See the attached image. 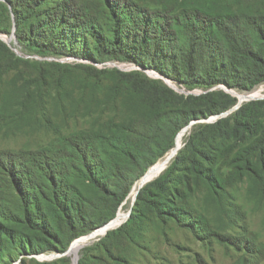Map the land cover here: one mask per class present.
<instances>
[{
    "label": "trees",
    "instance_id": "obj_1",
    "mask_svg": "<svg viewBox=\"0 0 264 264\" xmlns=\"http://www.w3.org/2000/svg\"><path fill=\"white\" fill-rule=\"evenodd\" d=\"M103 1L112 12V26L94 23L78 6L76 12L65 6L32 25L25 36L44 53L70 50L69 54L77 55L72 37L91 35L93 48L85 44L81 52L95 63L130 62L206 93L179 94L137 71H99L111 77L104 99L97 102L98 108L102 104L107 108L89 129L68 138L57 152L35 155L31 161L19 156L11 160L8 155L0 162V264H9L8 259L22 254H64L76 239L110 223L134 186L172 151L185 128L238 104L235 96L211 89L222 85L250 92L264 83V0H180L174 8L156 9L133 0H123L124 6ZM65 27L62 37L54 34ZM0 47L13 57L0 58L1 83L10 72L4 66L7 61L16 69L29 62L16 58L3 44ZM39 75L35 85L41 90L46 79ZM59 87L64 90L62 84ZM12 94L4 93L2 113L14 108ZM73 95L57 94L56 104L71 98V105L79 109L78 97ZM107 111L109 116L103 121ZM230 142L235 151L232 181L247 177L250 194L264 200L262 100L243 104L230 116L194 133L167 170L140 189L130 217L109 231L104 249L112 255L111 236L128 233L148 215L181 223L177 201L182 199L176 187L184 186L190 193L191 178L201 181L221 201L226 183L218 177L215 165L217 159H224L222 153ZM78 264L89 263L82 258Z\"/></svg>",
    "mask_w": 264,
    "mask_h": 264
},
{
    "label": "rangeland",
    "instance_id": "obj_2",
    "mask_svg": "<svg viewBox=\"0 0 264 264\" xmlns=\"http://www.w3.org/2000/svg\"><path fill=\"white\" fill-rule=\"evenodd\" d=\"M35 1L33 3L31 0H0V44L6 46L16 58L29 62L26 65L20 64L17 69L7 60L4 65L10 67V72L0 83V107L3 104V95L7 91L13 92L16 101L10 111L5 113L0 111V162L5 161L8 155L11 160L13 156H19L31 161L35 155H43L50 151L57 152L63 149L68 138L89 129L98 114L107 108L103 107V104L98 108L97 102L104 99L111 77L107 74L99 75V71H137L150 80L160 81L173 90L175 87L178 91H183L175 90L179 94L200 96L206 93L203 88L188 89L154 70H145L130 62L95 63L81 52L85 44L93 48L90 43L94 38L91 35L84 36L80 33L72 37L70 43L77 55L69 54L70 50L44 53L25 34L32 25H36L46 15L51 18L56 11L65 9V6L76 12L78 6L94 23L109 27L112 26L110 21L112 12L103 0H67L66 3L65 0H37L36 3ZM112 1L114 4L121 2V6L127 4L123 0ZM133 1L139 6L156 9L165 5L174 8L180 0ZM22 4H26L29 9L25 10L27 8ZM59 24L61 23L58 22L57 25L60 26ZM64 29L66 27L54 30V34L56 36L60 34L62 37ZM45 30L49 31V29ZM0 50L5 49L0 47ZM6 50L0 52V58H13ZM39 74L46 79V83L42 81L41 90L36 89L35 85V81L40 78ZM61 84L64 90L59 87ZM35 90L36 94L33 97L32 92ZM212 90H222L236 98L239 96L243 104L264 100V83L250 92L229 90L222 85L210 91ZM72 92L75 98L78 97L79 109L71 105V98L56 104L57 94L69 96ZM92 92L95 93L92 95ZM257 98L261 99L252 100ZM108 116L107 111L104 113L103 121ZM221 119L219 115L192 122L191 127L179 134L175 147L181 140L178 151L183 149L194 133H200L204 127L215 124ZM232 147L233 143L230 142L222 153L224 159H217L215 165L218 177L226 183L221 201L211 196L201 181L196 182L195 178H191L190 193L185 191L184 186L176 187L182 199L180 202L177 201L182 209L181 223L148 215L140 225L131 228L128 233L111 236L108 248L112 255L103 245V240L110 237V232L104 236L102 231L90 239H80L82 238L80 237L73 243L80 245L78 258H85L89 264H264V200L250 194L251 182L247 177L241 181L236 179L232 181L235 172L231 167L234 156L232 152H235L231 151ZM172 151L153 169L160 166ZM175 157L176 154L149 182L155 181L162 175ZM140 183L141 181L136 184L137 192L146 185L145 183L142 186ZM136 185L118 211L110 231L127 222V214L135 205L133 200L137 193L133 199L132 195ZM183 202L187 204L183 205ZM120 212L126 216L123 221L116 224ZM73 258L75 259V254L72 252L71 256L48 252L40 255H17V258L8 259V262L9 264H74Z\"/></svg>",
    "mask_w": 264,
    "mask_h": 264
},
{
    "label": "water",
    "instance_id": "obj_3",
    "mask_svg": "<svg viewBox=\"0 0 264 264\" xmlns=\"http://www.w3.org/2000/svg\"><path fill=\"white\" fill-rule=\"evenodd\" d=\"M174 88V90H176L177 92H183V91H178L175 87H173ZM237 99H238V104L232 109V110H230L229 112H226V113H224V114H222V115H220V117L221 118H224V117H226V116H228L229 114H231L232 112H234V111H236V110H238L240 107H241V105L243 104L242 102H240V99L237 97ZM258 99H261V98H257V99H252V100H258ZM244 100H249V101H251L250 99H244ZM246 102H248V101H246ZM193 124L191 123L185 130H183V132H185L189 127H191ZM182 133V132H181ZM158 164V163H157ZM156 164V165H157ZM156 165H154L153 167H151L147 172H146V174L139 180V182L140 181H143L146 177H147V175L150 173V171H151V169H153ZM158 177V176H157ZM156 177V178H157ZM147 184V183H146ZM145 186V185H144ZM138 193H139V191L137 192V195H138ZM137 195L135 196V198H134V200H133V204H134V202H135V200H136V198H137ZM131 213H132V210H130V212L127 214V219L130 217V215H131ZM118 215V214H117ZM116 218H117V216H116ZM115 218V219H116ZM114 219V220H115ZM126 219V220H127ZM114 220H112L110 223H108L107 225H105L104 227H102V228H99V229H97L96 231H94V232H92V233H90V234H88V235H86V236H84V237H82V238H80V239H90V238H92L94 235H96V234H99V233H101L102 231H106L105 233H104V236L105 235H107L108 234V232L110 231V228H111V225H112V223L114 222ZM126 222V221H125ZM74 243V242H73ZM73 243H72V245H73ZM72 245L70 246V248L68 249V251L65 253V256H71V250H72ZM78 257L76 258V259H74L73 258V263L74 264H78Z\"/></svg>",
    "mask_w": 264,
    "mask_h": 264
},
{
    "label": "bare ground",
    "instance_id": "obj_4",
    "mask_svg": "<svg viewBox=\"0 0 264 264\" xmlns=\"http://www.w3.org/2000/svg\"><path fill=\"white\" fill-rule=\"evenodd\" d=\"M250 96V95H249ZM239 97V96H238ZM243 102V101H242ZM180 141L181 140H179L178 141V143H177V146L175 147V149L172 151V153H171V155L170 156H168V158H166L163 162H162V164L160 165V166H158V167H156L155 169H153V170H151L150 171V173L147 175V177L143 180V181H141V185L143 186L146 182H149L150 180H152L156 175H158L160 172H161V170L164 168V166L167 164V163H169L170 161H171V159L175 156V154H177V151H178V149L180 148V145H181V143H180ZM137 190H138V186L136 185V187H135V190H134V192H133V195H132V199H133V197L135 196V194L137 193ZM130 197V196H129ZM125 214L123 213V212H120V214H119V216H118V219L116 220V224H118V223H120L121 221H123L124 219H125ZM115 222V221H114ZM113 222V223H114ZM112 223V224H113ZM106 231H104L103 233H105ZM79 250H80V245H78V244H74L73 246H72V250H71V252L73 253V254H75V259L78 257V252H79Z\"/></svg>",
    "mask_w": 264,
    "mask_h": 264
}]
</instances>
